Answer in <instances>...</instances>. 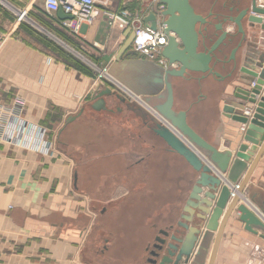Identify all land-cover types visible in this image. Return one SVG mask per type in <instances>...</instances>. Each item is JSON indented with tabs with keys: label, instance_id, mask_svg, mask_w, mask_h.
I'll list each match as a JSON object with an SVG mask.
<instances>
[{
	"label": "crops",
	"instance_id": "0c3cea01",
	"mask_svg": "<svg viewBox=\"0 0 264 264\" xmlns=\"http://www.w3.org/2000/svg\"><path fill=\"white\" fill-rule=\"evenodd\" d=\"M12 1L28 9L33 22L18 21L0 6V264H147L161 231L180 220L199 173L156 133L150 117L114 96L105 97L107 110H97L92 96L107 86L97 80L99 71L117 62L115 70L128 84L114 77L143 97L152 64L132 45L117 60L127 29L110 26L102 4L96 20L75 31L60 23L58 13L48 16L42 1ZM250 1L221 0L216 11L237 15ZM155 2L109 0L108 8L148 14ZM243 24L248 41L264 47V31L246 19ZM224 28L230 35L221 58L241 40L234 22ZM237 58L235 74L244 47ZM216 70L226 78L174 77V108L185 110L191 127L219 149L233 150L235 158L240 144H253L241 133L248 125L223 111L234 98L237 80L228 76L233 63H218ZM246 106L252 118L256 105ZM258 148L242 175L241 181L249 179L239 202L229 201L219 218L214 264H264V232L246 230L238 211L242 194L264 201V141Z\"/></svg>",
	"mask_w": 264,
	"mask_h": 264
},
{
	"label": "water",
	"instance_id": "95a60500",
	"mask_svg": "<svg viewBox=\"0 0 264 264\" xmlns=\"http://www.w3.org/2000/svg\"><path fill=\"white\" fill-rule=\"evenodd\" d=\"M58 14L62 19H73L72 15L65 14L62 10ZM245 19L250 28H261L264 31V4L251 0L237 15L226 16L223 22L215 25L220 33L214 40L207 33L208 26L203 29L198 27L199 24L205 25L209 22L195 11L191 0H156L145 21L151 22L154 29L161 23L168 34V43L162 50L167 64H152L150 76L143 81L147 86L142 97L143 102L132 100L109 86L97 90L92 96V107L97 110H107L105 97L114 96L131 110L150 117L156 133L173 150L184 156L199 173L180 220L170 230L161 231L162 236L156 238L148 264H205L213 233L218 230L209 260V264H214L222 233L219 218L229 201L234 205L239 202L238 199L231 198V188L234 189L235 185L240 184L241 189H244L248 182L249 176L241 181L242 175L247 169L250 157L258 151L260 142L264 141V47H260L256 41H248L243 24ZM227 21L237 25L241 40L232 49L229 58L223 60L218 53L228 45L230 32L224 28ZM125 35L127 40L117 55L119 61L135 38L134 32L128 29ZM243 47V63L235 74L238 67L237 53ZM218 63H233V71L228 76L237 80L234 98L226 101L223 111L235 121L248 125L246 130L241 129V133L245 141L253 144H240L234 154L235 158L233 150L219 149L191 127L185 110L174 108L173 78L201 73L202 77L213 74L224 80L226 76L216 70ZM117 66L116 62L109 69V73L116 78L119 76L110 70ZM120 80L125 82L121 78ZM246 102L256 105L252 118L246 113ZM76 117L77 115L69 116L67 122ZM252 201L255 202L254 198ZM255 204L264 213V201ZM238 211L239 220L244 223L246 230L255 234L259 230L264 232V217L258 211L253 210L246 202L238 206ZM226 215H229V210ZM203 226L206 229L202 232Z\"/></svg>",
	"mask_w": 264,
	"mask_h": 264
},
{
	"label": "built area",
	"instance_id": "2783aa9c",
	"mask_svg": "<svg viewBox=\"0 0 264 264\" xmlns=\"http://www.w3.org/2000/svg\"><path fill=\"white\" fill-rule=\"evenodd\" d=\"M30 6L36 5L38 1H42L44 11L48 16L57 18V13L62 10L65 14H70L73 19H63L60 23L67 28H71L77 31V26L80 23L92 24L99 15V4H102L103 12L107 16V20L110 26L118 27L122 30L128 29L135 34V38L132 42V47L135 52L139 53L143 57H150L155 60L156 63L161 65L167 64V59L163 57L162 50L168 43V34L166 33L163 25L159 23L158 27L154 29L151 22H146L145 17L147 14H141L139 12L132 11L127 6H124L120 10H110L109 0H27ZM0 6L13 12L18 21L33 22L29 15L28 9L19 8L14 4L12 0H0ZM164 8V5H161ZM97 80L107 85L114 90H117L127 96L128 98L143 102L142 97L137 96L132 90L122 86L119 81L109 73L107 66L103 67L98 75ZM1 113L5 112V109H0ZM0 117V123H1ZM241 189V185L237 184L234 189L231 188V198H237ZM245 202L248 203L251 208L258 211L264 217V213L259 207L252 202L246 195L242 194Z\"/></svg>",
	"mask_w": 264,
	"mask_h": 264
},
{
	"label": "flooded vegetation",
	"instance_id": "af4514ba",
	"mask_svg": "<svg viewBox=\"0 0 264 264\" xmlns=\"http://www.w3.org/2000/svg\"><path fill=\"white\" fill-rule=\"evenodd\" d=\"M220 1L221 0H212V2H211L212 5L210 6V9L207 12H202L197 8L196 1L191 0V4L193 5L195 11L198 14H201L204 17H206L207 21L209 22L208 24H205V25L199 24L198 27L203 29L205 26H208V32L207 33L209 35H211V37H213L214 40L217 38V34L220 33L219 31L216 30L215 25L218 24L219 22H223L224 18L226 16L230 15V14H226V13L221 14V13H218L216 11V7L218 4H220ZM225 5H227V3ZM228 58H229V54L222 59L227 60ZM224 64H229V63H224Z\"/></svg>",
	"mask_w": 264,
	"mask_h": 264
},
{
	"label": "rangeland",
	"instance_id": "374dc122",
	"mask_svg": "<svg viewBox=\"0 0 264 264\" xmlns=\"http://www.w3.org/2000/svg\"><path fill=\"white\" fill-rule=\"evenodd\" d=\"M101 1H104V0H101ZM196 1V5H197V8L202 11V12H207L209 9H210V6L212 5L211 2L212 0H194ZM144 63H147V64H153V63H156L154 59L148 57H144L141 59ZM112 72H115L120 78L121 76L116 72L115 69H112L110 70ZM111 73V72H110ZM123 79V78H121ZM125 81V80H124Z\"/></svg>",
	"mask_w": 264,
	"mask_h": 264
},
{
	"label": "bare ground",
	"instance_id": "6f19581e",
	"mask_svg": "<svg viewBox=\"0 0 264 264\" xmlns=\"http://www.w3.org/2000/svg\"><path fill=\"white\" fill-rule=\"evenodd\" d=\"M125 43V42H124Z\"/></svg>",
	"mask_w": 264,
	"mask_h": 264
}]
</instances>
